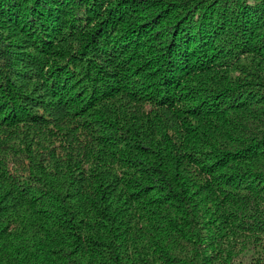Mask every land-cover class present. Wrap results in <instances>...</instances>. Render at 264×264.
Instances as JSON below:
<instances>
[{"label": "trees", "instance_id": "obj_1", "mask_svg": "<svg viewBox=\"0 0 264 264\" xmlns=\"http://www.w3.org/2000/svg\"><path fill=\"white\" fill-rule=\"evenodd\" d=\"M0 264H264V0H0Z\"/></svg>", "mask_w": 264, "mask_h": 264}]
</instances>
